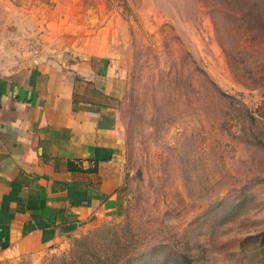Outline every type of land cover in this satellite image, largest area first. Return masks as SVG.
Instances as JSON below:
<instances>
[{
    "label": "rangeland",
    "instance_id": "rangeland-1",
    "mask_svg": "<svg viewBox=\"0 0 264 264\" xmlns=\"http://www.w3.org/2000/svg\"><path fill=\"white\" fill-rule=\"evenodd\" d=\"M255 3L264 19V0H28L25 27L0 20V69L69 49L120 62L126 171L116 217L0 264H264Z\"/></svg>",
    "mask_w": 264,
    "mask_h": 264
},
{
    "label": "crops",
    "instance_id": "crops-1",
    "mask_svg": "<svg viewBox=\"0 0 264 264\" xmlns=\"http://www.w3.org/2000/svg\"><path fill=\"white\" fill-rule=\"evenodd\" d=\"M27 2L0 0V20L25 27ZM123 70L85 49L0 69V255L61 249L121 213Z\"/></svg>",
    "mask_w": 264,
    "mask_h": 264
},
{
    "label": "trees",
    "instance_id": "trees-1",
    "mask_svg": "<svg viewBox=\"0 0 264 264\" xmlns=\"http://www.w3.org/2000/svg\"><path fill=\"white\" fill-rule=\"evenodd\" d=\"M226 1V0H224ZM254 6H257L256 9L253 10L254 16H252L254 18V21L256 22L255 25H253L252 27L255 28V32H257V35L259 36V33L264 30V25H261V23L264 21V19L261 17V12L259 9V5L258 3L253 4Z\"/></svg>",
    "mask_w": 264,
    "mask_h": 264
}]
</instances>
